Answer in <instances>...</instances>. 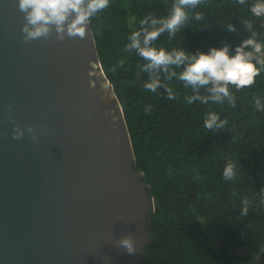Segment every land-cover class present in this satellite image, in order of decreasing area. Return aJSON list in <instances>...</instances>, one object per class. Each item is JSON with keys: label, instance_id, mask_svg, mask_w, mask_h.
Returning <instances> with one entry per match:
<instances>
[{"label": "water", "instance_id": "1", "mask_svg": "<svg viewBox=\"0 0 264 264\" xmlns=\"http://www.w3.org/2000/svg\"><path fill=\"white\" fill-rule=\"evenodd\" d=\"M24 23L0 0V264H144L155 199L91 22L29 42Z\"/></svg>", "mask_w": 264, "mask_h": 264}, {"label": "trees", "instance_id": "2", "mask_svg": "<svg viewBox=\"0 0 264 264\" xmlns=\"http://www.w3.org/2000/svg\"><path fill=\"white\" fill-rule=\"evenodd\" d=\"M237 0H202L189 9V19L169 38L165 32L153 42L157 48L208 52L211 47L230 46V53L255 33L264 45V17ZM173 0H109L91 19L99 55L122 104L135 150L134 168L145 172L143 180L155 199L149 215L151 239L144 251V264H257L264 260V67L251 87L236 89L235 107L209 101L189 104L190 87L177 76L166 79L156 92L144 85L149 74L135 50L128 51L129 37L141 29L144 17H166ZM201 13L203 20H196ZM243 21H251L248 30ZM229 25L234 31L226 30ZM250 49H246L248 51ZM172 88L169 100L165 87ZM201 95H207L201 89ZM209 112H216L224 127L210 132L204 127ZM235 164L236 175L225 180L226 164ZM247 200L248 214L242 215ZM209 229L210 232L207 230ZM215 237L220 243L214 241ZM252 249L249 256L236 249Z\"/></svg>", "mask_w": 264, "mask_h": 264}, {"label": "clouds", "instance_id": "3", "mask_svg": "<svg viewBox=\"0 0 264 264\" xmlns=\"http://www.w3.org/2000/svg\"><path fill=\"white\" fill-rule=\"evenodd\" d=\"M202 0H173L171 9L166 17H144L141 21V29L133 31L129 37L127 50H135L146 63L142 71L149 74V80L144 87L151 92H156L161 87L160 73L166 74V79L177 76L175 68H181L179 80L185 87H190L192 95L186 97L187 103L200 101L207 104L224 103L228 101L235 107L236 97L231 93L230 86L236 89L251 87L255 77L259 75L257 65L264 67V45L257 42L255 33L242 41L235 48V54L230 53V46L211 47L208 52L199 51L188 53L185 49L157 48L153 45L161 34L169 33L171 39L180 30L181 26L189 19V9H195ZM244 5L246 0H237ZM109 0H18V10L24 14L25 23L22 26L24 42L48 38L55 31L56 39L85 38L87 27L98 12L108 7ZM251 13L256 17H264V0H255L250 7ZM195 19L200 21L204 17L196 13ZM248 30L253 28L251 21H243ZM234 31L235 26L229 25L226 29ZM246 49H250L246 51ZM169 100L175 99L172 88L164 85ZM201 89H205L207 95H201ZM256 108L264 110L259 98L255 101ZM226 120H222L216 112H209L204 119V127L210 132L218 131L224 127ZM27 130L35 136V130L31 125ZM13 135L15 139L24 136V129L18 124L14 125ZM235 164L229 161L223 171L225 180L235 177ZM249 202L243 201L242 215H247ZM118 246L129 255L136 252V239L132 235L122 236L118 240Z\"/></svg>", "mask_w": 264, "mask_h": 264}, {"label": "rangeland", "instance_id": "4", "mask_svg": "<svg viewBox=\"0 0 264 264\" xmlns=\"http://www.w3.org/2000/svg\"><path fill=\"white\" fill-rule=\"evenodd\" d=\"M207 230L210 232L209 229H207ZM210 234H211V232H210ZM213 239L215 242H217V244L220 243L215 237H213ZM236 250L238 252H240L241 254L246 255V256H249L252 254V249L248 248V247H239ZM252 258L257 262V264H264V260H262L259 256L254 255Z\"/></svg>", "mask_w": 264, "mask_h": 264}]
</instances>
